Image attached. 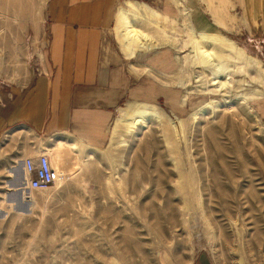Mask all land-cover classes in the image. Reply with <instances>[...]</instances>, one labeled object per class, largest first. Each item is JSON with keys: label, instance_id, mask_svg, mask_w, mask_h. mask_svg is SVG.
I'll return each instance as SVG.
<instances>
[{"label": "rangeland", "instance_id": "374dc122", "mask_svg": "<svg viewBox=\"0 0 264 264\" xmlns=\"http://www.w3.org/2000/svg\"><path fill=\"white\" fill-rule=\"evenodd\" d=\"M125 1L169 14L182 27L168 0H118L117 6ZM48 2L0 0V87L20 84L43 55ZM183 3L197 32L219 34L206 37L225 39L244 55L208 42L214 62L194 65L192 42L206 37H177L185 52L174 77L183 90L169 89L129 67L143 68L157 51L126 61L111 38L128 85L105 143L95 147L103 151L72 152L69 143V150L54 149L40 137L59 162L62 149L64 183L23 191V198L13 192L22 160L9 166L0 153V207L10 210L0 222V264H179L186 253L211 264H264V0ZM216 64L228 68L233 82L222 91L212 77ZM183 92L186 103L174 110ZM127 101L148 104L124 106ZM130 109L154 115L129 131L120 119ZM182 120L184 133L177 135L172 123L181 129ZM35 138L26 137L29 147L40 142ZM4 142L3 149L15 151L21 144L14 137ZM76 176L83 181H73Z\"/></svg>", "mask_w": 264, "mask_h": 264}, {"label": "crops", "instance_id": "0c3cea01", "mask_svg": "<svg viewBox=\"0 0 264 264\" xmlns=\"http://www.w3.org/2000/svg\"><path fill=\"white\" fill-rule=\"evenodd\" d=\"M117 1L49 0L43 22L47 43L43 55L20 84L0 87V141L7 142L14 137L20 138L21 142L16 151L13 145L3 149L0 144V153L8 159L7 165L39 154L50 157L51 150L42 138L48 139L54 149L62 145L64 150H69V147L75 152L74 145L79 144L81 148L93 152L103 151L95 147L105 143L107 127L113 120L114 112L127 98V71L120 55L131 61L138 53L157 51L148 58L143 68L138 69L131 63L129 67L134 72L150 75L164 88L182 89L176 84V77L180 71L178 54L185 51L178 46L177 37L219 35L197 32L188 21L189 11L183 0H168L175 7L176 15L181 17L182 27L178 26L175 17L145 4L125 1V6H117ZM125 15L132 24L135 23L136 28L152 36L148 48L134 47L131 54L123 49V41L120 40L125 34ZM111 38L120 55L114 53ZM171 95L174 97L173 92ZM183 96L184 92L181 100L172 104L174 110L186 103ZM173 97L169 98L175 103ZM127 102L124 106L148 104ZM122 109L118 108V116L109 129L108 145ZM27 136H35L40 144L29 147ZM67 143L70 144L68 147ZM82 178L76 176L72 180L82 182ZM9 212L6 205L4 209L0 207V222L7 218ZM184 255L179 264H211L206 257L193 259L194 253Z\"/></svg>", "mask_w": 264, "mask_h": 264}, {"label": "bare ground", "instance_id": "6f19581e", "mask_svg": "<svg viewBox=\"0 0 264 264\" xmlns=\"http://www.w3.org/2000/svg\"><path fill=\"white\" fill-rule=\"evenodd\" d=\"M126 14V13H125ZM126 16V15H125ZM124 17V16H123ZM124 22L126 23L125 26V34L124 37L122 38L123 40V45L126 51H128V53H132L133 48H148L150 46V44L152 43V36H150L149 34H147L146 32L140 31L138 28L135 27V23L132 24V22L130 21V19L126 16L124 17ZM217 41H220L221 43H223V45L225 47H227L230 50V53H235L236 52H240L241 55H244L243 50L242 49H238L236 46H233V43L231 44V42L225 40V39H212V38H204L203 40H197L195 42H192V46H193V53H194V57H193V63L194 65H200L205 63H210L212 64L214 62V55L215 53L210 50L207 49L206 46L204 45V43H208V42H212L214 44V42L216 43ZM216 57V55H215ZM214 65V64H213ZM215 68L212 69V77H213V81L215 82V85H217V91H222L224 89H227L229 86H231L233 84L232 82V78L231 75L228 74L229 70L228 68H224L222 67V65H215ZM217 82V83H216ZM203 107H200L199 110H202ZM154 111V110H152ZM148 113V111H140L138 112L136 109H130L126 112L123 113V118L120 119V122L124 123L128 130L131 131L134 127H136L139 123L142 124H146L145 122L148 121L147 119H149L153 114V112ZM197 114L193 115L194 119H197ZM138 119V120H137ZM181 129L178 126H175V124L172 123V125L174 126V132L175 134L179 135L180 131L182 133H184V122L183 120L181 122H179ZM177 125V124H176ZM81 146L79 144H75L74 145V149L77 151H80ZM47 155V154H45ZM49 161L50 164L52 166V168L59 174L60 178L59 181L56 183V187H61L63 185V164H64V160L61 154V150H60V162H59V158L54 156L53 154H49ZM59 163H60V168H59ZM85 165V161L84 159H81V165L79 167V171H82L83 167ZM74 176V173L71 174V177ZM184 186V185H183ZM23 190H21L22 193V198H23V191H27L25 188H22ZM28 192V191H27ZM30 193V192H29ZM187 207V206H186Z\"/></svg>", "mask_w": 264, "mask_h": 264}, {"label": "built area", "instance_id": "2783aa9c", "mask_svg": "<svg viewBox=\"0 0 264 264\" xmlns=\"http://www.w3.org/2000/svg\"><path fill=\"white\" fill-rule=\"evenodd\" d=\"M24 182L21 186L30 193H42L50 190L59 181V174L52 168L49 157L39 154L22 160ZM30 198H26L28 202Z\"/></svg>", "mask_w": 264, "mask_h": 264}, {"label": "water", "instance_id": "95a60500", "mask_svg": "<svg viewBox=\"0 0 264 264\" xmlns=\"http://www.w3.org/2000/svg\"><path fill=\"white\" fill-rule=\"evenodd\" d=\"M21 164H22V170H21L22 178H21L20 182L13 189V192H17L19 195H21V186H22V184L24 182L23 163H22V161H21ZM14 170H15V166H11V167L7 168V171H14ZM25 204L27 205L28 202H25Z\"/></svg>", "mask_w": 264, "mask_h": 264}]
</instances>
